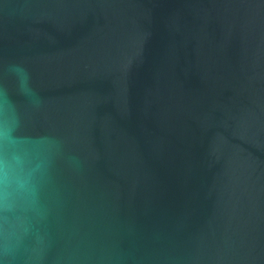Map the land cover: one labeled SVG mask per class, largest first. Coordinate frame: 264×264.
Segmentation results:
<instances>
[{"label":"water","instance_id":"water-1","mask_svg":"<svg viewBox=\"0 0 264 264\" xmlns=\"http://www.w3.org/2000/svg\"><path fill=\"white\" fill-rule=\"evenodd\" d=\"M0 264H264V0H0Z\"/></svg>","mask_w":264,"mask_h":264}]
</instances>
